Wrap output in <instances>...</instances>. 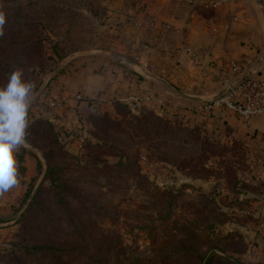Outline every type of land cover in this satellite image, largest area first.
<instances>
[{
    "label": "rangeland",
    "instance_id": "obj_1",
    "mask_svg": "<svg viewBox=\"0 0 264 264\" xmlns=\"http://www.w3.org/2000/svg\"><path fill=\"white\" fill-rule=\"evenodd\" d=\"M139 1L0 0L6 19L0 85L13 66L35 84L26 144L17 154L19 183L0 195V264H49L46 256L28 252L34 246L74 248V193L82 226L77 247L88 249L92 264H264V138L236 127L235 117L223 116V125L168 117L162 120L177 129L173 138L165 133L162 140H146L127 110L93 102L105 115L92 120V136L83 133L89 150L75 148L83 128L73 127L74 117L79 121L74 107L65 103L57 110L70 124L58 134L61 146L39 120L49 92L58 95L57 78L70 75L74 57L112 41L113 34L98 26L105 9L110 16H144L151 0ZM91 104L85 100L83 106ZM152 115L143 114L148 129ZM157 143L170 154L167 161L146 150ZM92 161L96 165L82 171ZM48 167L50 181L44 180ZM61 196L70 199V217L58 205ZM67 258L74 264V253Z\"/></svg>",
    "mask_w": 264,
    "mask_h": 264
},
{
    "label": "crops",
    "instance_id": "obj_2",
    "mask_svg": "<svg viewBox=\"0 0 264 264\" xmlns=\"http://www.w3.org/2000/svg\"><path fill=\"white\" fill-rule=\"evenodd\" d=\"M210 2L221 5L212 9ZM146 6L149 10L144 16H121L143 21L144 27L124 26L113 34L106 49L74 57L68 68L70 75L58 77L55 82L58 95L53 96L52 90L49 94L53 97L49 95L47 100L63 99L74 107V113L76 109V114H83L84 101L77 102L75 96L111 109L109 102L114 98L147 93L152 99L140 106L158 116L185 114L200 121L223 119L217 109L202 115L194 108L225 90L220 77L234 81L223 59L235 60L246 76L264 75V0H151ZM115 7L118 5L112 3L113 10H117ZM180 32L185 34L183 42ZM186 47L192 50L195 61L186 53ZM56 113L52 110L49 114L56 126L70 125ZM80 122L74 117V129L87 128ZM236 127L264 138V115L250 119L247 125L236 118ZM74 143L76 148L75 139ZM26 160L31 163L28 156Z\"/></svg>",
    "mask_w": 264,
    "mask_h": 264
},
{
    "label": "built area",
    "instance_id": "obj_3",
    "mask_svg": "<svg viewBox=\"0 0 264 264\" xmlns=\"http://www.w3.org/2000/svg\"><path fill=\"white\" fill-rule=\"evenodd\" d=\"M221 5L220 2H210L209 8L216 9ZM133 17L121 18V16H110L105 22L104 30L118 34L124 26L126 27H144L143 21L132 19ZM179 33V32H178ZM180 40L185 41V34L180 32ZM186 53L195 61V55L189 47L185 48ZM227 74L234 80L228 82L220 77V83H225V90L217 95L212 101L198 105L196 111L205 115L213 109H217L223 116H232L238 120L249 121L252 118L264 115V75L262 76H246L242 73L240 65L235 60L223 59ZM152 99L149 94H128L123 98H114L110 100L109 105L112 106L114 101H119L131 106L138 107L143 103ZM77 102L87 101L88 99L78 95L75 96ZM100 101V100H98ZM65 105L63 99L48 100L47 111L43 112L40 117H45L50 110H59ZM80 122V120H79ZM80 128V127H78ZM76 139V149L82 150L84 136L83 131L78 132Z\"/></svg>",
    "mask_w": 264,
    "mask_h": 264
},
{
    "label": "trees",
    "instance_id": "obj_4",
    "mask_svg": "<svg viewBox=\"0 0 264 264\" xmlns=\"http://www.w3.org/2000/svg\"><path fill=\"white\" fill-rule=\"evenodd\" d=\"M111 14L110 9H105L103 16H100L98 18V26L99 29L104 30V26H105V22L109 19ZM98 103V102H97ZM115 106V108L118 106V108H123L125 110L128 111V115L131 116L133 120L135 121V124L132 125L133 128H138L141 132L140 134V138L142 139H146V140H162L163 136L165 135V133H167L168 138H173V135L176 133V128H174L173 126H168L166 123L167 121H163L162 119L167 120L168 117H172V118H179L181 115L182 116H186L185 114H176L173 116H158L157 114H155L151 109L146 108L144 106H138L135 108H132L131 106L124 104L122 102L119 101H114L113 103V107ZM96 107V103H93L88 106L87 108L85 107L84 109V113H77L78 118L80 121L86 123L87 122V127L89 128L91 126V131L87 128L83 127V131H84V135L85 132H87L88 134L90 133V135L92 136V131H93V123L92 120H94V118L96 116H98L97 118H99L100 116H103L105 114L103 113H99L97 112V109H95ZM88 111V112H87ZM146 111H150L151 114H153L152 118L154 119V122H150L152 124V127L150 129H148V127H146V125H148L147 123L149 122L147 119H145V117H143V114H145ZM87 113V114H86ZM91 113V114H90ZM130 113V114H129ZM49 114L45 117H39V120L43 121L44 123H46L48 125V127L51 129L55 140L57 141V143L60 141L59 140V133L61 132L62 134V130L61 127L56 126L49 118ZM142 118V120H140ZM187 118V116H186ZM186 118L184 117V120H186ZM138 122V123H137ZM215 122H218L219 125H223V120L222 119H218ZM90 131V132H89ZM27 138V137H26ZM99 143V142H98ZM184 143L187 144L186 140H184ZM58 146L60 145V142L58 143ZM95 146V145H93ZM97 147H103V145L97 144ZM85 148L87 150H89V148H91V144H90V140L84 138L83 141V146L82 149ZM146 150H152L155 152L156 155L158 156H163L164 159H166L165 161H167V157H171L169 156L170 154L168 152H164L163 149V143H157L153 146H146ZM75 157V156H74ZM122 159H126V157L120 156ZM76 158V157H75ZM80 158V157H77ZM177 163V161H176ZM86 166L82 167V171H89V167L91 165H96L95 162L92 161V163L89 162H85ZM116 166L118 168H124L126 167L125 163L122 162H118L116 164ZM205 171V170H204ZM50 172V168L48 167L47 172L44 176V180H51L49 179V177H47V175ZM51 174V173H50ZM198 178H201V176H198ZM42 188L43 191L44 188L40 186V189ZM35 199H36V194L34 195L31 204H29V206L27 207V211L31 208L30 206L33 205L35 203ZM58 205L62 207V209H64L65 212H67L68 216L69 215V209H68V203L70 202V199H67V197L65 196H61L58 199ZM78 204V206L80 205V203L78 202V197L76 195V193H74V248H65L61 245L59 246H55L53 244H49V245H42V246H34L31 247L29 249V253H31V255L34 254H40L41 256H46L49 259V264H67V255L69 253H74V264H92L94 262V258L92 256H89L86 252H87V248L86 249H81L78 248L77 246H80L77 244V241H79L77 238L82 237L80 234H77V230L79 227L81 226V220H78V218L75 216V214H77V211L75 210L77 207L76 205ZM71 220V218H69V221ZM219 258H221V260H226L228 262H232V258L230 257H225V256H220ZM102 259L98 260V262H100L101 264H103ZM206 263V261H205ZM204 263V264H205Z\"/></svg>",
    "mask_w": 264,
    "mask_h": 264
},
{
    "label": "clouds",
    "instance_id": "obj_5",
    "mask_svg": "<svg viewBox=\"0 0 264 264\" xmlns=\"http://www.w3.org/2000/svg\"><path fill=\"white\" fill-rule=\"evenodd\" d=\"M6 19L0 13V36ZM34 82L25 79L23 68L13 66L7 82L0 85V195L19 183L17 154L26 144L28 114Z\"/></svg>",
    "mask_w": 264,
    "mask_h": 264
}]
</instances>
